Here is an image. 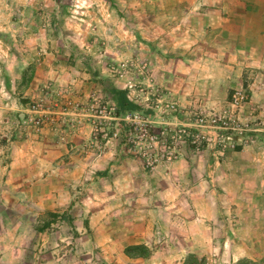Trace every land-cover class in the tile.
Masks as SVG:
<instances>
[{"label":"rangeland","instance_id":"rangeland-1","mask_svg":"<svg viewBox=\"0 0 264 264\" xmlns=\"http://www.w3.org/2000/svg\"><path fill=\"white\" fill-rule=\"evenodd\" d=\"M189 253L264 264V0H0V264Z\"/></svg>","mask_w":264,"mask_h":264},{"label":"trees","instance_id":"trees-1","mask_svg":"<svg viewBox=\"0 0 264 264\" xmlns=\"http://www.w3.org/2000/svg\"><path fill=\"white\" fill-rule=\"evenodd\" d=\"M124 254L130 259H148L151 255V249L144 244H135L124 249ZM183 264H209L206 258H200L195 253H189L185 256ZM235 264H257L249 259L238 260Z\"/></svg>","mask_w":264,"mask_h":264},{"label":"built area","instance_id":"built-area-1","mask_svg":"<svg viewBox=\"0 0 264 264\" xmlns=\"http://www.w3.org/2000/svg\"><path fill=\"white\" fill-rule=\"evenodd\" d=\"M241 96V94L240 93H236V95L233 97V102H232V105H235V106H237L238 104H239V97ZM204 121V119H201V122H203ZM137 121L136 120H134V122L131 124V128L132 129H137V123H136Z\"/></svg>","mask_w":264,"mask_h":264},{"label":"crops","instance_id":"crops-1","mask_svg":"<svg viewBox=\"0 0 264 264\" xmlns=\"http://www.w3.org/2000/svg\"><path fill=\"white\" fill-rule=\"evenodd\" d=\"M224 32H227V31H224ZM226 37V36H225ZM222 46H224V45H221V47ZM227 50H226V48H223V50H222V53H220V54H223L224 56H227V52H226ZM225 59V58H224ZM136 244H144V242L143 241H139V242H137ZM146 244V243H145ZM139 260V259H138ZM146 261L148 260V259H145Z\"/></svg>","mask_w":264,"mask_h":264}]
</instances>
